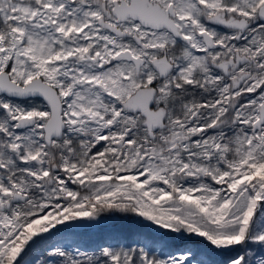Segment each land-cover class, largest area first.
Instances as JSON below:
<instances>
[{"label": "snow or ice", "instance_id": "6c2138e0", "mask_svg": "<svg viewBox=\"0 0 264 264\" xmlns=\"http://www.w3.org/2000/svg\"><path fill=\"white\" fill-rule=\"evenodd\" d=\"M0 264H264V0H0Z\"/></svg>", "mask_w": 264, "mask_h": 264}]
</instances>
